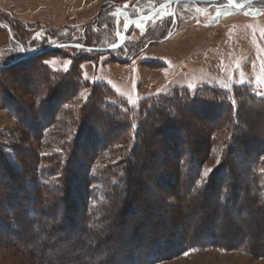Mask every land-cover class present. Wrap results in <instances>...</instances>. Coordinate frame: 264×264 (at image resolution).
Instances as JSON below:
<instances>
[{"label":"rangeland","instance_id":"obj_1","mask_svg":"<svg viewBox=\"0 0 264 264\" xmlns=\"http://www.w3.org/2000/svg\"><path fill=\"white\" fill-rule=\"evenodd\" d=\"M161 1L156 2L160 4ZM110 2H118L119 9H128L129 12L115 13V9L109 6ZM152 3L151 0H0V142L7 144L9 150L16 151L10 167L13 173L24 175L35 168L49 171L51 179L62 181L59 177L61 172L55 166H64L62 160L71 157L76 140L79 143L86 141V136L75 139L77 125L85 113L90 114L86 121L89 129H98L94 137H119L122 143L117 146L119 150L116 153L103 148L95 155L93 149L85 147L75 152L76 157L90 170H105L109 165L122 167L125 160L121 158L130 139H122L125 133L117 131L115 135H106L107 118L101 115L95 99L85 106L92 89L101 85L105 90V100L118 102L125 105L124 110L134 111L141 103L167 91H182L183 88L191 93L199 89L208 94L213 91L228 93L233 102L235 89L244 88L249 94L264 98L257 95L264 92V1L242 10L223 6L222 0L210 4L169 5L152 21H137L140 22L139 27L137 22L133 23L120 48L102 52L57 48L18 60L23 53L19 51L21 46L25 49L61 43L109 46L118 40L117 32L122 33L127 17L149 13L147 7ZM72 29L85 31L84 43L61 42L60 35ZM37 33L40 36L34 39ZM45 60L52 63L46 65ZM69 61L71 63L65 71ZM210 89L212 92L207 91ZM242 97L244 105L239 112L242 132L250 135L249 138L253 135L264 138V106L259 108L245 94ZM202 118L198 122L204 126L215 124L209 119L202 122ZM219 118V123H230L229 111L219 113ZM136 122L132 116L129 128L128 125L125 128L131 133ZM157 137L155 146L159 150L162 149V141L160 136ZM223 151L224 146L216 143L200 155L193 191L181 186V181L173 185L175 175L178 180L183 176L179 168L170 171L154 169L151 173L159 174L160 179L172 176V184L163 190L151 182L154 180H143L149 190L156 189L157 192L144 193L146 206L138 204L139 207L133 210L129 204H123L122 220L113 217L121 202H104L103 194L94 196L92 192L89 209L86 205L75 206L79 213L86 211L80 218L83 224L75 218L77 224L72 225V221L65 220L64 203L55 206L49 203L46 210L48 204L42 203L47 196L46 190L37 187L31 191L34 182L26 183L23 195L37 196L41 200L39 208L42 213L30 217L16 201L9 202V205L6 202L7 207L0 205V264H56V258L63 259L57 264H81L79 261L88 264L85 254L94 255L97 251L108 254V260L114 264H133L132 256L136 250L142 249L149 239L160 237L174 239L185 248L168 251L154 264H264V202H261L264 150L248 157L253 160V180L246 174H240L243 168L240 165L231 173L234 180L223 181L222 189L231 194L236 183L241 196L235 210L232 204L222 205L225 213H221L226 215L210 216L209 221L216 226L213 244L196 246L192 243L195 237L200 242L205 239L207 230L200 221L207 212L199 210L197 216L194 214L199 209L200 199H203L201 193L207 195L208 187L219 181L216 174L221 171ZM240 156L246 157L242 153ZM32 157L36 159L33 163ZM208 168L213 171L207 178H202V171ZM112 169L116 172L119 168L114 166ZM91 179L87 181L84 178L82 185L85 183L90 188L103 186V191L109 188V181L104 184L99 179ZM116 179L113 176L110 181ZM76 180L78 183L82 179ZM0 181L8 191L5 186L8 176L1 177ZM247 203L251 207L248 212L245 210ZM11 209L18 210L23 216L16 223L11 220ZM51 209H54L53 213H50ZM97 216L103 218L98 221L95 219ZM99 224L106 225L108 229L104 241L91 237ZM230 225L237 228L229 230ZM61 226L67 228L60 229Z\"/></svg>","mask_w":264,"mask_h":264},{"label":"trees","instance_id":"obj_2","mask_svg":"<svg viewBox=\"0 0 264 264\" xmlns=\"http://www.w3.org/2000/svg\"><path fill=\"white\" fill-rule=\"evenodd\" d=\"M151 1L153 3L147 7V12H150L157 5H159L156 2L158 0ZM109 6L115 9V13L129 12L128 9H119L118 2H110ZM134 16H137V14L129 15L127 18ZM155 16L147 20L152 21ZM85 37V31L80 32L72 29L71 31L63 32L59 38L61 39V42L71 41L84 43ZM116 41L117 40L113 41L110 43V45ZM58 42L59 41L57 40L56 43ZM40 45L47 46V44ZM102 87L103 85H101L98 89H92L88 98V102L85 104V106L95 99L97 107L100 108L99 110L101 115L104 118H107V128H105L106 135H115L117 131L118 133H125L123 134L125 137L123 136L122 139H130L128 149L123 154L124 157L121 158L125 160V162H122L124 165H121L122 167L114 165L115 168H119L116 172L114 169H112L114 168L112 165L106 166L105 170L100 168H94L93 170H90L89 166L86 167L82 163L81 159L76 157L75 152L79 149H85V147L93 149L95 151V155L103 148L108 149L111 151V153H116L118 149L117 146L122 143V140L119 137L112 139H107L106 137H102L103 139H97L94 137V135L97 134L98 129H89L86 121L89 119L90 114L85 113L80 118V121L77 125L78 134L76 135L75 139H80L81 137L84 139L86 136V141L79 143V141L76 140L77 143L74 145V147H76L73 151H71V157H66L62 160L64 166L61 168L55 166V168L59 169L61 172L59 177H61L62 181H59L58 179L57 181L51 179V177H49L51 175V173H48L49 171L35 168L27 174L16 175L10 170L11 164L14 162L16 157V151L11 149L10 151L7 147V144L0 142V178L6 175L8 176V184L6 183L7 185L5 186H7V190L9 189L6 191V188L3 187L4 185H0L2 186V191L0 192V198L2 197L0 205L5 207L6 202L9 205V202L16 201L17 204L20 203L22 211L25 213L27 212L30 217L31 215L36 216L41 214L42 211L39 208L41 200L37 196L34 197L32 194L25 196L23 195L22 191L24 190L23 185L28 182H34L30 188L31 191L36 190L37 187L46 190L45 195L47 196L42 199L43 204H48L46 205V210L49 209V203L53 204L54 206L56 204L64 203L66 205L65 220L67 222L69 220L72 221V225L76 223V221H74L75 218L79 220V224H83L80 218H83L82 214H84L86 211H83L82 213L80 212V214L79 210L76 209L75 206L79 205L82 207L83 205H91V202L89 201L92 200V198L90 200V194L92 192L94 196L103 194V196L106 198H104V202L112 203L115 200L116 202H121L113 212H116L113 217L122 220L121 216L123 217V204H129L130 208L133 210L135 207H139L138 204L146 206L144 193L147 191L157 192L156 189L149 190V186H145L143 180H147L148 182L151 180H157V183H154V181L151 182H153V184H157L159 186L158 189L160 188L163 190L169 188L170 184H172V182H170V178L172 176H168L166 174L165 176L163 174L165 178L163 179L161 177L160 179L158 178L159 174L151 173L154 169L156 170L160 168L163 171L164 168H166L168 171H170L172 168L173 170L179 168L181 173H183V176H179V179L181 180H178V177L175 175L176 181H173V185L181 181V186L187 187L193 191L200 155L205 153V150L209 146H212L216 143H221V145L224 146V151L222 153L223 159L220 163L221 171L219 170V174H216V180H219V184L218 182L214 181V184L208 187L207 195L201 193L203 199H200L201 204H199V209H197L196 213L194 214L197 216V212H199V210L203 211L204 213L207 212V216L205 218L203 217V219L200 221L201 226L207 231L204 234L205 239L203 241L200 242L195 237L193 238L192 243L196 246H209L210 244H213V238L216 237L213 232L215 231L216 226L211 221H209V218L212 216H217L219 213L221 216L222 214L226 215L227 213L224 214L225 211H223L224 209L222 208V205L226 207L229 204H232L231 207L235 210L236 206L240 202L239 199L241 196V190H239V186H237L236 183L233 184L234 191L230 194L227 190H225V188L222 189L221 185L223 184V181H226L227 179L229 180V178L234 180L232 177L234 175L231 173L238 169L240 165L243 166L240 174H246L250 179L253 180V173L251 170L253 167V160L248 157L252 154H259L264 150V138H262V136L253 135L252 138H249L250 135L244 134L242 132L243 127L239 119L240 109H242L244 105L241 101L243 99L242 94H245L247 99L257 103L259 108L260 106H264V98L249 94V92H247L244 88L241 90L235 89L234 97H236V99H234L233 102L231 101L232 98L228 93L225 94L218 91L212 92L213 89H210L211 91L207 90L212 92L210 94L205 92L204 89H199L198 91L191 93L187 89L183 88L182 91L178 89L167 91L153 100L146 101L144 104L141 103L137 107L136 111H134L133 109L124 110L125 105H119L118 102L105 100V90ZM240 92L242 93L241 96ZM228 111L230 123L223 124V122H220V124L219 113H228ZM132 116L137 119V122L134 124V127L130 133V131L127 129L131 123ZM201 117L204 118L202 122H205V120L207 121V119H209L211 122H215V124H209V126L205 125V127L200 122H198L201 120ZM125 125H128L127 129L125 128ZM128 131L129 135L127 136ZM157 136H160L159 139L162 141V149L159 150H156L155 146L157 142L155 139H158ZM258 136L262 139H260ZM189 139L193 140L190 142ZM241 153L246 157L243 158V156H240ZM135 156L136 159L134 158ZM32 158L33 163L35 162L34 160H36V156L35 158ZM170 164L171 166H169ZM222 170L225 172L227 170V172L225 173ZM2 172L3 175L1 174ZM116 173L117 175H115ZM113 176L117 179L115 181H110ZM148 176L152 179H150ZM167 176L169 179H167ZM91 177H93L95 180L99 179V181L102 183L104 182V184H106V181H109V188L104 189L103 191V186L90 188V186L88 187L85 183L82 185L84 178L85 180L90 181L92 180ZM79 178L82 180L81 182L79 181L77 183L76 179ZM205 188H207V186H205ZM115 190H117V193H115ZM261 197V202H264V191L261 192ZM218 202L221 203V205ZM249 204L250 203H247L245 206L246 212L251 210ZM54 209H51L50 213L54 211ZM12 210L13 209H11L12 213L9 212V214L12 216L11 220L16 223L23 216L18 210L16 212ZM92 213L93 212H90L91 215ZM50 217L55 218L54 215L51 216V214ZM144 217L148 219L149 216L145 214ZM52 218L49 219L51 222L53 221ZM102 218L103 216H97L95 219L99 221V219ZM114 223H116V220ZM222 225L223 223H221V226ZM236 225H230L229 230L236 229ZM64 227L65 229L67 228V226H61L60 229H64ZM107 231L108 229H106V225L102 226V224H99L92 231L91 237H98L104 241V235L107 234ZM79 233L82 234V232ZM66 234L67 233H64L63 235ZM184 248L185 246L182 247V244L177 243L171 238H152L149 239L144 246H142V249L136 250L132 256V263L154 264L165 257L169 252L177 249V251H179V249L184 250ZM94 255L85 254V258L87 261H89L88 264H114V262L108 260V254L106 253H100L97 251ZM110 258L112 257L110 256ZM55 260L56 262L54 263L56 264L59 263V261L60 263L63 262V259L61 260L56 258ZM79 263L86 264L80 261Z\"/></svg>","mask_w":264,"mask_h":264},{"label":"water","instance_id":"obj_3","mask_svg":"<svg viewBox=\"0 0 264 264\" xmlns=\"http://www.w3.org/2000/svg\"><path fill=\"white\" fill-rule=\"evenodd\" d=\"M217 1H219V0H162L161 3L159 5H157L151 12L144 14V15H137L134 17L127 18L126 23L129 25V27L127 29L123 28V31L120 34L118 40L109 46H106V47H86V46H83V45H80L77 43H61V44H53L50 46L37 45V46L30 47L32 49L30 51H23L22 55L19 57L18 60L37 56V55L43 54L45 52L55 50L57 48H79V49H87V50L91 49L93 51H100V52L111 51V50L117 49V48H113L114 44H119L120 47L124 44L126 37H127L128 30L133 23H135L137 21L152 18L153 16H155L160 11L161 6H163L164 8L166 6H169V5L176 7V5L179 3H189V4H194V5L203 4V3L210 4V3H215ZM222 1H223V6L230 7V8L236 9V10H242L251 4H254V3L259 2V1H264V0H240V2L243 3L245 6L243 8H239V9L230 5L228 3V0H222ZM120 47H118V48H120ZM13 62H15V61H12L11 63H13Z\"/></svg>","mask_w":264,"mask_h":264},{"label":"snow or ice","instance_id":"obj_4","mask_svg":"<svg viewBox=\"0 0 264 264\" xmlns=\"http://www.w3.org/2000/svg\"><path fill=\"white\" fill-rule=\"evenodd\" d=\"M228 3L230 4V5H232L233 7H235V8H243L245 5L243 4V3H241L240 2V0H228ZM160 11H164V7L163 6H161V8H160ZM168 15H172L171 13H168ZM140 26V22H137V27H139ZM129 27V25L127 24V23H125V25H124V28L125 29H127ZM39 36H40V34L39 33H37L36 34V37H34V39L35 38H39ZM117 36L119 37L120 36V32L118 31L117 32ZM49 43H55V41H49ZM118 47H120V45L119 44H114L113 45V48H118ZM30 50H32L31 48H28V49H25L23 46H21L20 48H19V51H30ZM89 50H91V49H89ZM44 63L47 65V64H50V63H52L51 61H49V60H45L44 61ZM70 61L68 62V64L65 66V71H67L68 70V65H70ZM257 95H261V96H264V92H258L257 93ZM59 151V150H58ZM45 155H46V153H45ZM219 160L217 161V164L219 165ZM213 171V169H211V168H208V169H204L203 171H202V178H207V176L209 175V173H211ZM262 171H264V170H262ZM188 253H185V255H187Z\"/></svg>","mask_w":264,"mask_h":264}]
</instances>
